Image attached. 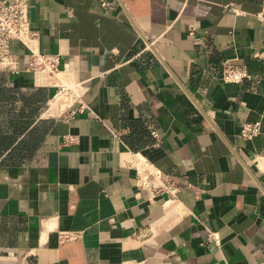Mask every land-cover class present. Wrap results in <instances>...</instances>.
Instances as JSON below:
<instances>
[{"label": "crops", "instance_id": "obj_1", "mask_svg": "<svg viewBox=\"0 0 264 264\" xmlns=\"http://www.w3.org/2000/svg\"><path fill=\"white\" fill-rule=\"evenodd\" d=\"M109 1L30 0L42 49L84 84L73 119L20 44L21 72L0 68V264L264 263V0ZM226 60L254 78L224 83ZM142 161L174 204L139 185Z\"/></svg>", "mask_w": 264, "mask_h": 264}, {"label": "built area", "instance_id": "obj_2", "mask_svg": "<svg viewBox=\"0 0 264 264\" xmlns=\"http://www.w3.org/2000/svg\"><path fill=\"white\" fill-rule=\"evenodd\" d=\"M101 4L103 8H107L110 1L101 0ZM227 7L234 10L233 7ZM30 8V0H0V68L12 74L21 72L20 57L12 51V43L20 44L28 56V66L25 71L33 75L35 86L54 90L49 109H52L59 118L69 121L77 113L84 111V84L69 77L60 52L52 54L42 49L41 35L33 28L29 17ZM145 51L152 52V45H147L140 53ZM253 58L262 60L264 53H256ZM219 78L224 83L241 84L253 79L254 73L246 64L236 65L226 60L222 63ZM261 132L262 121L258 119L245 122L240 136L244 140H252ZM77 141V136L70 134L64 136V145H71ZM135 168L140 175L139 185L142 188L153 190L156 196H165L167 204H174L179 199L180 187L170 175L156 170L147 161L136 164ZM154 180H159L160 183L155 185ZM81 236L82 233L78 231H61L58 234L61 244L74 241Z\"/></svg>", "mask_w": 264, "mask_h": 264}]
</instances>
